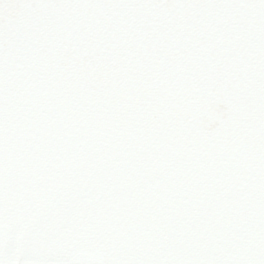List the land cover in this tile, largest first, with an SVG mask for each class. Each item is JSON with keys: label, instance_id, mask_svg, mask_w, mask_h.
<instances>
[{"label": "snow or ice", "instance_id": "1", "mask_svg": "<svg viewBox=\"0 0 264 264\" xmlns=\"http://www.w3.org/2000/svg\"><path fill=\"white\" fill-rule=\"evenodd\" d=\"M0 264H264V0H0Z\"/></svg>", "mask_w": 264, "mask_h": 264}]
</instances>
